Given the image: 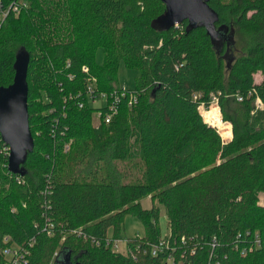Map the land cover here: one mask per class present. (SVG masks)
<instances>
[{"label":"trees","instance_id":"obj_1","mask_svg":"<svg viewBox=\"0 0 264 264\" xmlns=\"http://www.w3.org/2000/svg\"><path fill=\"white\" fill-rule=\"evenodd\" d=\"M0 5V86L24 50L34 144L13 173L0 139V264L12 244L27 248L25 264H264V0H209L213 38L186 21L154 27L161 0ZM121 61L138 71L136 100L122 97L104 122L105 98L94 126L87 83L108 95ZM211 92L232 125L228 142L216 128L229 123L201 118ZM162 211L171 263L168 248L149 249L163 238ZM128 214L144 230L123 253L105 239L120 237Z\"/></svg>","mask_w":264,"mask_h":264},{"label":"water","instance_id":"obj_2","mask_svg":"<svg viewBox=\"0 0 264 264\" xmlns=\"http://www.w3.org/2000/svg\"><path fill=\"white\" fill-rule=\"evenodd\" d=\"M208 1L161 0L164 7L163 14L153 19L152 24L158 29H165L186 21L189 29L204 26L209 36L213 38L217 34L212 25L217 20V14L207 5ZM14 60L13 80L6 86H0V139L9 149L7 169L13 173H19L22 170L21 165L26 161L27 153L33 150L34 144L33 135L28 126L26 102L28 54L20 49L16 52Z\"/></svg>","mask_w":264,"mask_h":264},{"label":"rangeland","instance_id":"obj_3","mask_svg":"<svg viewBox=\"0 0 264 264\" xmlns=\"http://www.w3.org/2000/svg\"><path fill=\"white\" fill-rule=\"evenodd\" d=\"M4 15H6L5 9L4 8L1 9V7H0V24H2V22L4 20ZM102 58H103L102 57V50H101V48H99L95 52V59H96L98 64L102 63ZM115 71H116V77H114L115 78V83L117 85L125 87L126 89L133 90V86H134L133 80H134V77L137 76L138 71L134 70L133 67L130 68V67L125 66L123 64V61L118 62V65H117V68H116ZM260 78H261L260 73H255L253 75V80L256 83H258L260 81ZM92 104H93V106H94V108L96 110L97 106H100V105L104 104V100L99 98V97H97L95 102L92 101ZM202 106L198 107V109L200 110V114H201L202 120L204 119V117H202L203 116V114H202L203 110H208V109L211 108L208 111V120L210 122L219 121L222 113H221V109H219V105H217L216 101H212L209 104V106H208L209 108L208 109H206L205 107H202ZM92 114H93V119L91 120V122L95 126V125H97L98 119H100V118L98 117V115L96 114L95 111H93ZM219 115H220V117H219ZM221 120H222V117H221ZM204 121H205L206 124H208L205 119L203 120V122ZM222 122L223 123H229V122L223 121V120H222ZM229 124H230V129L229 128L218 129L215 126H213L221 134L222 137H220V138H222L223 142H228L229 141L230 132H231V129H232L231 123H229ZM130 172L134 173V170H130ZM150 202H151L150 198L146 197L145 199L142 200L141 205L143 207H149L150 206ZM258 202L261 205H264V190H263V192L259 193ZM158 224H160V229H161L160 230V234H161V237H163L162 239H166V235L168 233V226L165 223V214H164L163 211L160 213V216H158ZM122 225L123 226H122L121 231L119 233L120 237H115V238H113L111 240L114 241L113 242L114 245L116 244V251L125 253L126 252V245H128L126 239L129 238V237H133L135 235H138V234L139 235L143 234L144 226L141 224V222L138 219V217H136L134 215H130V214H128V215L123 217ZM111 231L112 230L110 229V232ZM62 261H63V259H62ZM177 263L179 264L180 261H178Z\"/></svg>","mask_w":264,"mask_h":264},{"label":"built area","instance_id":"obj_4","mask_svg":"<svg viewBox=\"0 0 264 264\" xmlns=\"http://www.w3.org/2000/svg\"><path fill=\"white\" fill-rule=\"evenodd\" d=\"M82 70L86 71V68L82 67ZM91 79L94 80V78H92V77H91ZM91 85L92 84H91V80H90V82L87 83V89H88L87 94H88V96L90 97V99L93 102L96 101L97 97L103 99L104 101H105V98L106 99H107V97L110 98L109 103L105 104L106 111H104V113H103V121L104 122H108L112 118V116L115 114V112L117 110V105L119 104V101H120V99L122 97H126L127 98L128 104H131L133 101L136 100L134 92L132 93L131 90L126 89L123 86L118 85L117 87L112 89V91H110L108 93V95H107L106 92L104 93L102 91L101 92H94L96 88L94 89L93 86H91ZM93 92L95 94V97L93 96ZM193 96H194V98L198 97L197 94H193ZM210 96H211V100L212 101L218 102L217 97L215 96V94L213 92L210 93ZM259 100L260 99L257 98L254 101V106L255 107H260L261 106V102ZM212 101H210V103ZM199 106H202V104H199L198 107ZM95 112H96V114L98 115L99 118L102 117L101 110H96ZM6 148L8 149L7 145H6ZM8 150L6 151V153H8ZM74 232H77L79 234L80 230H74ZM167 237H168V235H166V239H161L158 243L152 244L149 249H150V253L156 254L155 252L157 250H159L161 248H168L171 253L166 258V261L168 263H171L172 262V257H173L172 252L174 250V247L171 246V245L169 246V239ZM4 240H7V237H4ZM105 240H106V244H108V245L111 244L112 249L116 250V244L114 245V243H113L114 241H111L109 239H105ZM213 240H214V238H213ZM257 243H258V241H257ZM262 245H264V241H263ZM18 246L15 247L12 244V245L6 246L2 250L3 255H5V257L8 259L6 261V263H4V264H25L27 262V257H26V254H28L27 248L18 247ZM179 264H182V261H180Z\"/></svg>","mask_w":264,"mask_h":264},{"label":"bare ground","instance_id":"obj_5","mask_svg":"<svg viewBox=\"0 0 264 264\" xmlns=\"http://www.w3.org/2000/svg\"><path fill=\"white\" fill-rule=\"evenodd\" d=\"M210 109H211V108H210ZM210 109H208V110H203V112H206V114H207V116H208V111H209ZM203 112H202V114H203ZM203 117H204V114H203ZM219 117H220V115H219ZM207 119H208V118H207ZM220 120H221V117H220ZM215 122H218V121H215ZM215 122H210L209 120L207 121L208 124H211V125H213V126H217V125H215V124H212V123H215Z\"/></svg>","mask_w":264,"mask_h":264}]
</instances>
